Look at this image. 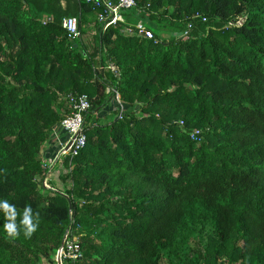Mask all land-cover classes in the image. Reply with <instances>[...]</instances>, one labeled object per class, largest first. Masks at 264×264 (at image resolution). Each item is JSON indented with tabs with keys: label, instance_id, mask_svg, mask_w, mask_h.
<instances>
[{
	"label": "trees",
	"instance_id": "16d2710c",
	"mask_svg": "<svg viewBox=\"0 0 264 264\" xmlns=\"http://www.w3.org/2000/svg\"><path fill=\"white\" fill-rule=\"evenodd\" d=\"M136 5L170 38L102 30L84 0H0V199L39 213L30 238L0 231V264H53L68 228L78 264H264V0ZM67 16L96 26L91 49ZM108 87L121 118L95 115ZM68 94L91 107L62 194L36 176Z\"/></svg>",
	"mask_w": 264,
	"mask_h": 264
},
{
	"label": "built area",
	"instance_id": "2783aa9c",
	"mask_svg": "<svg viewBox=\"0 0 264 264\" xmlns=\"http://www.w3.org/2000/svg\"><path fill=\"white\" fill-rule=\"evenodd\" d=\"M84 2L90 5L95 12L96 21L102 30L116 26L120 27V31L124 34L153 38V32L145 22L141 19H136L133 22L130 14L124 16L125 12L137 9L136 0H84ZM201 20L205 21V17L202 16ZM62 27L71 42L81 36L77 18L74 16L64 17ZM186 33L185 31L184 35ZM106 67L115 77H119L117 65L110 63ZM106 92L114 96L115 117L121 118L125 107L119 98V92L116 88L111 87H108ZM68 101L71 111L53 126L49 135L51 142L48 152L50 153L47 156H42L41 162L45 172L42 176H36V180L43 189L58 191L62 194H64L63 187L51 183L70 170L72 157L85 145L87 140L86 114L91 107V102L86 94H68ZM198 133V130H192L189 136L192 139H197ZM82 255L83 250L79 237L71 228H68L63 235L60 247L55 252L53 264H78Z\"/></svg>",
	"mask_w": 264,
	"mask_h": 264
},
{
	"label": "clouds",
	"instance_id": "9594fccd",
	"mask_svg": "<svg viewBox=\"0 0 264 264\" xmlns=\"http://www.w3.org/2000/svg\"><path fill=\"white\" fill-rule=\"evenodd\" d=\"M20 217L19 221L17 217ZM0 217L3 223L0 224V231L9 238H17L20 229H23V236L30 238L39 227V213H34L30 204H25L22 212L17 211V205L8 199H0Z\"/></svg>",
	"mask_w": 264,
	"mask_h": 264
},
{
	"label": "crops",
	"instance_id": "0c3cea01",
	"mask_svg": "<svg viewBox=\"0 0 264 264\" xmlns=\"http://www.w3.org/2000/svg\"><path fill=\"white\" fill-rule=\"evenodd\" d=\"M136 15V14H135ZM135 15H133L132 16V21L134 22L136 19H138V20H140L141 18H139L138 16H135ZM142 20V19H141ZM143 22L145 21V24H146V26H148L149 28H150V25H149V23L148 22H146V20H142ZM89 25H90V23H89ZM107 59V58H106ZM105 59V63L107 62V60ZM110 63H112V62H109L108 61V64H110ZM107 64V65H108ZM99 65H101V64H99ZM107 65H101L100 67H98V68H100V69H103V70H108V71H110L106 66ZM96 67H97V65H96ZM111 72V71H110ZM108 95V94H107ZM119 98L121 99V97H120V95H119ZM122 101V100H121ZM114 96L112 95H108V99H107V101L104 103V105H101L99 108H97L96 110H95V115L96 116H98L99 117V115H102V120H109L108 119V115H109V113L110 112H113L114 111ZM106 105H108V107H106ZM113 116L115 117V113H113ZM51 142V140H50V138H48L46 141H45V143L43 144V146H42V150H41V154H42V156H47V154H49L50 152H48V150H49V143ZM46 145V146H45ZM63 176V175H62ZM62 176L58 179V183L60 182V184H61V186L64 188V185H65V183H64V181H63V179H62Z\"/></svg>",
	"mask_w": 264,
	"mask_h": 264
},
{
	"label": "rangeland",
	"instance_id": "374dc122",
	"mask_svg": "<svg viewBox=\"0 0 264 264\" xmlns=\"http://www.w3.org/2000/svg\"><path fill=\"white\" fill-rule=\"evenodd\" d=\"M135 15V14H134ZM138 14H136L135 16H137ZM139 16V15H138ZM145 22V21H144ZM87 27H89V29H88V31L85 33V34H82V36H81V42H82V44L83 45H85V46H87V47H90V49H91V47H92V43L94 42V39H93V37H94V35H95V33H96V26H94L92 23H90V25H87ZM151 30H152V32L155 34V36L157 35V36H159L158 38L159 39H166V38H170L169 36L171 35V31H166L164 28H160V29H158V30H153L152 28H150ZM1 41H6L5 39H3V38H1L0 37V42ZM11 44H12V42L11 41H8V46L9 47H11ZM106 60H108V59H106ZM108 64V61L105 63V61L102 63V65H107ZM101 65H97V67H100ZM106 107H108V105H106ZM110 107V106H109ZM108 107V108H109ZM99 117H101L102 118V115H99ZM111 117H113V112H110L109 113V115H108V119L109 118H111ZM46 146V145H45ZM59 179V178H58ZM58 179L57 180H55V181H52V183L51 184H55V186H60V187H62L61 186V184H60V182L58 183ZM65 186V185H64ZM41 264H43V262H41ZM234 264H238V262L237 263H234Z\"/></svg>",
	"mask_w": 264,
	"mask_h": 264
}]
</instances>
